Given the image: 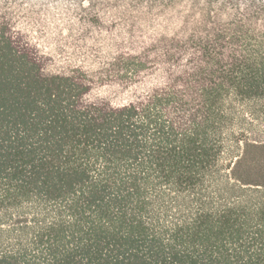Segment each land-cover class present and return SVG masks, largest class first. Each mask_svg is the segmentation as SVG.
I'll list each match as a JSON object with an SVG mask.
<instances>
[{
	"label": "trees",
	"instance_id": "trees-1",
	"mask_svg": "<svg viewBox=\"0 0 264 264\" xmlns=\"http://www.w3.org/2000/svg\"><path fill=\"white\" fill-rule=\"evenodd\" d=\"M0 264H264V0H0Z\"/></svg>",
	"mask_w": 264,
	"mask_h": 264
}]
</instances>
